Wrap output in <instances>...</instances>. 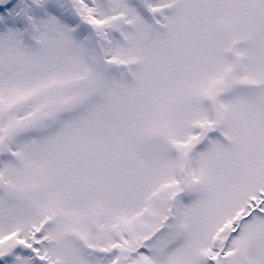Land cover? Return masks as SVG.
I'll return each instance as SVG.
<instances>
[{
	"label": "snow or ice",
	"instance_id": "6c2138e0",
	"mask_svg": "<svg viewBox=\"0 0 264 264\" xmlns=\"http://www.w3.org/2000/svg\"><path fill=\"white\" fill-rule=\"evenodd\" d=\"M0 264H264V0H0Z\"/></svg>",
	"mask_w": 264,
	"mask_h": 264
}]
</instances>
